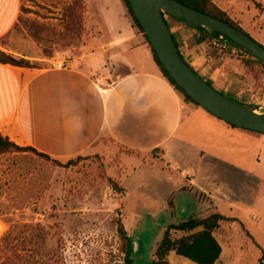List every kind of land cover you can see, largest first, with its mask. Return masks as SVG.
I'll return each instance as SVG.
<instances>
[{"label": "rangeland", "instance_id": "obj_1", "mask_svg": "<svg viewBox=\"0 0 264 264\" xmlns=\"http://www.w3.org/2000/svg\"><path fill=\"white\" fill-rule=\"evenodd\" d=\"M211 1L264 46V0ZM85 11L84 0H20L16 22L0 38V51L34 67L56 58L71 66L89 32H100L97 26H86ZM182 27L174 33L182 32L183 43L200 48L198 60L188 59L190 67L216 90L263 112L261 67H243L239 50L223 48L213 39L195 44L197 32ZM183 43L177 42L185 56ZM97 145L69 158V166L30 150L0 153V263L123 264L122 226L131 238L134 263L148 264L170 220L165 206L168 194L182 183L179 171L163 164L158 149L134 152L107 138ZM256 152H233V160L242 162L253 177L234 175L231 182L234 198L246 203L257 220L252 225L235 218L222 225L223 232L214 234L221 248L215 264H259L264 257V149ZM220 208L234 219L228 208ZM168 261L196 264L173 252Z\"/></svg>", "mask_w": 264, "mask_h": 264}, {"label": "crops", "instance_id": "obj_2", "mask_svg": "<svg viewBox=\"0 0 264 264\" xmlns=\"http://www.w3.org/2000/svg\"><path fill=\"white\" fill-rule=\"evenodd\" d=\"M84 5L86 26L100 32H89L70 67L53 68L55 59L41 67L0 63V134L58 161L94 150L103 138L134 152L158 149L182 182L168 194L167 224L211 212L225 216L220 210L225 206L230 217L254 225L255 213L234 198L231 182L234 175L249 179L253 173L232 154L251 156L254 148L260 155L264 135L231 127L183 102L160 74L121 0H84ZM19 12L20 0H0V38ZM167 21L175 42L183 43V33L174 30L184 25ZM183 44L185 61L198 60L199 46Z\"/></svg>", "mask_w": 264, "mask_h": 264}, {"label": "water", "instance_id": "obj_3", "mask_svg": "<svg viewBox=\"0 0 264 264\" xmlns=\"http://www.w3.org/2000/svg\"><path fill=\"white\" fill-rule=\"evenodd\" d=\"M127 3L162 67L193 101L238 128L264 133V111L256 112L253 105L226 96L194 71L177 50L165 16L248 54L264 67L263 45L244 31L177 0H127Z\"/></svg>", "mask_w": 264, "mask_h": 264}, {"label": "trees", "instance_id": "obj_4", "mask_svg": "<svg viewBox=\"0 0 264 264\" xmlns=\"http://www.w3.org/2000/svg\"><path fill=\"white\" fill-rule=\"evenodd\" d=\"M121 1L126 8V12L131 20L132 26L136 28L138 32L141 33L142 37L145 39L146 43L148 44L152 54V59L155 62L156 66L158 67L162 77L178 93V95L180 96L183 102L190 103L200 107L167 74L165 69L158 61L157 56L155 55L146 36L143 33V30L141 29L139 23L135 19L132 11L130 10L127 0H121ZM177 1L190 8L196 9L200 12H203L221 21H224L234 28L242 30L236 22H234L223 10L217 7L211 0H177ZM167 20L179 22L171 17H167ZM184 26L187 27L186 25ZM196 32L198 34V39L196 40L195 44L212 39L210 35L204 34L201 31H196ZM172 38L175 42L173 36ZM175 45L177 47V50L179 51L176 42ZM236 53H238V56L241 57V63L243 64V67L251 68L252 65H258L264 71V67L259 61L253 59L251 56H249L244 52L237 51ZM0 63L10 64L19 67H33L27 60L22 58H15L12 55L4 53L2 51H0ZM205 81L210 85H212L209 80L205 79ZM204 110L211 116L219 119L218 117L207 111L206 109ZM223 122L231 127L238 128L230 123H227L225 121ZM243 130L264 135V133L257 131H252L247 129H243ZM25 150H30L36 153L37 155L44 157L45 159L51 160L53 163L59 164L61 166H69L73 162V160L70 159L66 163L61 164L58 160L51 159L48 155L36 151L33 147L19 146L13 141H11L7 136H3L0 134V153H5L9 151L21 152ZM167 204L171 205L172 203L171 201H168ZM233 220L235 219L228 218L219 212H211L204 217H193V218L191 217L186 220H179L177 222L167 224L165 227H163L161 238L155 244L153 251L150 254L148 264H169L168 255L170 252H173L176 256L185 258L196 264H215L219 259L221 248L216 238L214 237V234L222 228V225L225 222L233 221ZM118 234L124 245L122 247L124 253L123 264H135L133 258L134 256L133 245L130 236L127 235L126 231L122 226L118 227ZM0 264H4V263H0ZM259 264H264L263 256L259 258Z\"/></svg>", "mask_w": 264, "mask_h": 264}, {"label": "built area", "instance_id": "obj_5", "mask_svg": "<svg viewBox=\"0 0 264 264\" xmlns=\"http://www.w3.org/2000/svg\"><path fill=\"white\" fill-rule=\"evenodd\" d=\"M166 18L168 17V16H165ZM214 40V39H213ZM216 41V40H215ZM216 42H218V41H216ZM219 44H221V46L223 47V48H226V47H228V48H231V49H234V48H232V47H229V46H227V45H225V44H223V43H221V42H218ZM51 66L53 67V68H56V69H65V68H68V67H70V64H69V62L66 60V59H55L53 62H52V64H51Z\"/></svg>", "mask_w": 264, "mask_h": 264}]
</instances>
